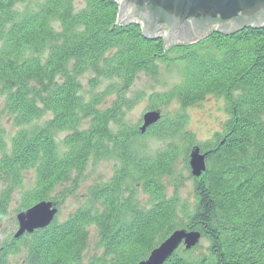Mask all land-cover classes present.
<instances>
[{"label":"trees","instance_id":"trees-1","mask_svg":"<svg viewBox=\"0 0 264 264\" xmlns=\"http://www.w3.org/2000/svg\"><path fill=\"white\" fill-rule=\"evenodd\" d=\"M117 12L113 0H0V94L14 126L21 128L0 161V175L17 185L22 172H35L34 189L23 195L17 212L49 201L53 189L69 183L73 173L81 175L91 157L120 161L114 178L90 190L87 203L66 221L54 220L0 246V264L18 248L25 250V264L80 263L90 226L101 251L92 264H137L180 228L200 231L208 246L198 260L181 252L164 264H264V26L213 31L193 46L165 52L163 41L145 38L139 25L118 26ZM158 62L184 68V80L164 101L175 99L185 108L207 96L225 100L222 135L201 147L208 152L207 172L195 189L191 213L177 211L176 197L165 198L160 184L178 147L152 156L133 147L141 139L136 129L121 125V133L112 136L107 128L119 125L118 104L99 110L104 94L85 101L78 82L91 72V86L114 79L126 89L140 72L155 75ZM45 113L51 118L44 125L22 129ZM88 118L90 127L80 130ZM182 122L180 117L161 121L151 131L169 140L181 135L190 147ZM62 132L68 135L57 144L55 134ZM4 147L0 132V151ZM130 183L152 199L150 207L134 202L137 189ZM127 192L134 199L124 198ZM8 200L5 191L0 218Z\"/></svg>","mask_w":264,"mask_h":264},{"label":"rangeland","instance_id":"rangeland-1","mask_svg":"<svg viewBox=\"0 0 264 264\" xmlns=\"http://www.w3.org/2000/svg\"><path fill=\"white\" fill-rule=\"evenodd\" d=\"M205 37L193 44L180 47L193 46ZM174 46L179 45H172L169 48ZM156 65L157 72L155 75H148L147 73L140 72L135 76L130 87L126 89H123L118 80L114 79H98L97 83L91 86L90 82L94 78L91 72H86L81 75L78 78V82L85 101H91L94 97L104 94L98 104L99 110H107L118 104L120 114L117 121L119 125L117 126L115 123L111 122L107 128L112 136L121 133L118 131H121V125L128 129H136L139 134L138 137L141 139L139 142H134L133 147L147 149L149 155L152 156L161 154L168 146L172 148L178 147L180 154L174 161L171 170L168 171L166 176L160 178V184L164 188L165 198L176 197L179 206L177 211H188L191 213L196 204L195 189L200 183H204L205 174L207 172V161L204 173L201 176L193 178L192 170L190 171L188 165V154L192 153V149H198V155L202 157L205 155L206 158V152H204L201 147L206 146L208 143L212 145L216 144L214 139L222 135L224 123L228 120L225 100L222 97L207 96L204 100L185 108H181L179 101L175 99L164 101L163 97L170 94V92L184 80V68L181 67V65L178 67L169 66V64L165 62H158ZM4 101L5 96L0 94V132L5 144L4 150L0 151V161L4 155L9 154L11 139L14 134L21 129L14 126L13 118L4 109ZM148 114L156 116V119L154 117L153 121L149 123L145 122L144 117ZM175 117L182 118L181 134L183 136L188 135L189 138L191 137L192 145L190 147L182 142L181 135L172 140L153 135L151 130L154 129L159 122L173 120ZM50 118V114L45 113L39 120L32 122L22 129H29L32 126H42ZM90 122L91 118L82 120L79 129L87 130L90 127ZM67 135L68 133L66 132L55 134L57 144H60ZM111 146L112 143L108 144L109 148ZM184 152H187L186 157ZM119 166L120 161L117 159L89 158L81 175H72V179L69 183L56 186L49 195L48 200L51 204V209L57 208V210H59L58 213H55L56 218L54 214L52 219L55 218V221L59 223L66 221L69 216L87 203L90 190L107 184L114 178L115 172ZM75 178L76 181H74ZM128 181L129 180L126 182ZM130 184L137 189L135 199L133 194L130 193L134 202L141 208L147 209L150 207L151 204L149 205V201H147V195L144 194L140 185L135 183ZM34 186V170L22 172L20 175V182L17 185H10L9 182L4 180L0 175V198L5 191L9 192V200L6 204L4 215L0 218V246L4 243L9 244L13 241V234L17 230L16 215L19 214L17 210L21 204L23 195L32 192ZM130 194L128 192L124 193V198H128ZM179 217L183 223L187 222L185 216L181 212ZM169 229H171L170 226ZM183 229L189 234L193 233L197 235L196 241L194 242L195 248L197 249L196 254H199L200 250L203 251V247L208 246V241L203 237L200 231ZM176 230L177 229L172 230L171 233ZM180 231L182 232V229ZM87 233L88 243L86 249L83 251L80 264H92L93 258L100 256L101 253L98 246L99 239L96 230L90 226L87 228ZM20 237H18V239ZM18 239L16 238V240ZM182 244V241L179 240L176 242L175 246H182ZM181 246L179 247V252L183 251ZM151 251L147 257L151 255ZM160 254H165V252ZM193 257H195V255H193ZM148 260L144 259L141 263H145ZM164 263L165 262L162 264ZM2 264H25L24 248L20 250L18 248L16 253L7 255Z\"/></svg>","mask_w":264,"mask_h":264},{"label":"water","instance_id":"water-1","mask_svg":"<svg viewBox=\"0 0 264 264\" xmlns=\"http://www.w3.org/2000/svg\"><path fill=\"white\" fill-rule=\"evenodd\" d=\"M118 6L116 24L123 26L136 24L141 27L145 38L163 41L164 51L172 45L186 46L199 41L210 32L221 31L229 34L247 27L264 26V0H113ZM156 119L146 115L145 122ZM202 156L198 149L191 153L190 166L192 173L198 175L202 170ZM55 209L50 203H39L25 213L17 215L19 229L14 238L24 233L31 234L39 228L48 226L52 221ZM176 233L195 244L197 235L193 233ZM176 241L177 238H176ZM176 244V243H175ZM175 244H173L175 246ZM160 248L162 258L170 254ZM157 253L152 252L149 260L140 264H161L157 262ZM154 259V262L152 261ZM156 262V263H155Z\"/></svg>","mask_w":264,"mask_h":264},{"label":"bare ground","instance_id":"bare-ground-1","mask_svg":"<svg viewBox=\"0 0 264 264\" xmlns=\"http://www.w3.org/2000/svg\"><path fill=\"white\" fill-rule=\"evenodd\" d=\"M192 152L193 151H195V149H192L191 150ZM208 151H211V150H208ZM201 152V151H200ZM204 155V154H203ZM206 156H208V152L206 153ZM190 161H191V153L190 154H188V165H189V168H190V171L192 170L191 169V166H190ZM200 165H201V167H202V170H200L199 171V174L196 176V175H194L193 173H192V177L193 178H195V177H198V176H201L203 173H204V171H205V168H206V158H205V155H204V157H202V162L200 163ZM75 173H73V175H74ZM147 201H152V199L149 197V196H147ZM42 202H45V203H50L49 201H40V202H37L36 204H33V205H31L29 208H27V209H25L24 211H23V213H25L28 209H30V208H32V207H34L35 205H37V204H39V203H42ZM55 211H56V213H58V211L59 210H57V208L55 209ZM73 215V214H72ZM55 218H56V214H55ZM55 218H53L52 219V221H54L55 220ZM52 221L50 222V224L52 223ZM55 222H57V221H55ZM16 223H17V230L15 231V233L13 234L14 236L17 234V232H18V229H19V224H18V222H17V215H16ZM57 223H59V222H57ZM49 224V225H50ZM48 225V226H49ZM48 226H45V227H43V228H39V229H36V230H42V229H45L46 227H48ZM182 229V232L180 231ZM181 229H177L176 231H174L173 233H171L165 240H163V241H161L160 242V244L158 245V246H156L154 249H152V251H151V253L152 252H156L157 253V255H156V257H158L157 259L158 260H156L157 262H161V264L163 263V262H166L167 260H168V258L169 257H171V256H168L167 258H162V254H160L161 253V250H160V248H161V246L163 245V244H165L164 246V249H166L168 252H169V254L170 255H172V254H176V253H181V252H179V247L181 246H178V247H176V246H174L173 244H175L177 241H176V238H177V240L179 241L180 240V238H181V236L180 235H177V236H175L176 235V233H183L184 234V236H186V235H188L187 234V232L183 229V228H181ZM25 234V233H24ZM14 240H16V238H13ZM18 239V238H17ZM181 241H182V252H187V253H189L192 257H190L191 259H197L198 260V258H199V254L197 253L196 254V248H195V245L194 244H187L186 243V240L184 239V238H182L181 239ZM193 255H195V257H193ZM149 259V257H147L146 258V260H148ZM152 261L154 262V259H152ZM145 262V261H144ZM141 263V261H139L137 264H140ZM156 263V262H155ZM70 264H80V263H78V262H71Z\"/></svg>","mask_w":264,"mask_h":264}]
</instances>
